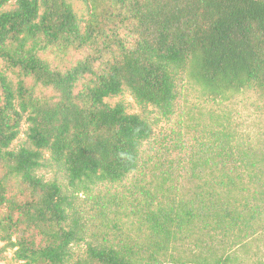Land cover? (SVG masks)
Masks as SVG:
<instances>
[{"label": "trees", "instance_id": "1", "mask_svg": "<svg viewBox=\"0 0 264 264\" xmlns=\"http://www.w3.org/2000/svg\"><path fill=\"white\" fill-rule=\"evenodd\" d=\"M77 1L86 18L71 0H0V261L264 264L246 243L264 227V152L226 127L203 160L211 181L130 193L127 225L96 234L78 203L143 174L150 112L170 113L185 84L213 101L250 91L264 107V0ZM124 93L139 111L107 101ZM54 166L67 184L38 173Z\"/></svg>", "mask_w": 264, "mask_h": 264}, {"label": "rangeland", "instance_id": "2", "mask_svg": "<svg viewBox=\"0 0 264 264\" xmlns=\"http://www.w3.org/2000/svg\"><path fill=\"white\" fill-rule=\"evenodd\" d=\"M14 2L15 0H9L6 7L11 8ZM71 2L77 15L86 18L83 4L77 0ZM118 100L127 103L129 112L139 111L127 93L107 99L111 104ZM150 119L154 124V135L145 148L153 147V150L144 156L147 165L143 167V174H135L114 185L104 183L92 186L86 193L78 194V203L89 217L88 225L91 223L94 225L90 227L96 234L100 232L99 228L102 229L103 224L114 220V217L120 220L118 222L122 227L127 225L122 213L129 212L130 193L139 196L145 190L155 192L171 188L179 195L192 190L195 184H200L203 180L211 181L212 174H216L218 170L211 164V160L205 162L203 160L213 155L209 154L207 147L215 149L213 138L220 135L223 127L234 134L242 150L264 152V107L250 91L238 93L226 101H213L204 97L198 87L185 84L180 87V94L171 112L163 114L151 110ZM24 129L25 126H22V132ZM23 139L24 134L21 133L13 145H17ZM220 154L223 155L221 151ZM38 173L45 179H56L62 184H67L65 172L55 166L41 168ZM190 174L199 176V180L191 178ZM164 177L168 178L163 180ZM245 197L250 200V204L253 203L252 199ZM103 205L107 211L105 218L100 211ZM246 243L250 259L255 257L263 259L264 227L247 237ZM2 244L3 242H0V245ZM11 256V251H6L5 259L0 261V264L10 263Z\"/></svg>", "mask_w": 264, "mask_h": 264}]
</instances>
